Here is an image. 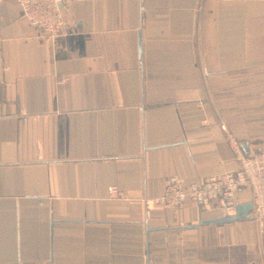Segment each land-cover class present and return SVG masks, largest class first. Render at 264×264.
<instances>
[{
	"label": "crops",
	"instance_id": "0c3cea01",
	"mask_svg": "<svg viewBox=\"0 0 264 264\" xmlns=\"http://www.w3.org/2000/svg\"><path fill=\"white\" fill-rule=\"evenodd\" d=\"M67 23L0 5V264H264V221L157 202L264 153V0H69Z\"/></svg>",
	"mask_w": 264,
	"mask_h": 264
},
{
	"label": "built area",
	"instance_id": "2783aa9c",
	"mask_svg": "<svg viewBox=\"0 0 264 264\" xmlns=\"http://www.w3.org/2000/svg\"><path fill=\"white\" fill-rule=\"evenodd\" d=\"M9 0H0V5ZM19 8L22 18L36 28L42 37H55L63 34L67 23L69 0H12ZM238 153V168L234 172L186 184L180 179L164 180L157 202L163 209H180L192 204L200 213H218L221 218L235 215L241 204L244 192L251 195L250 217L258 222L264 221V153L240 154L239 148L232 145ZM111 199L121 195L115 187L108 188Z\"/></svg>",
	"mask_w": 264,
	"mask_h": 264
},
{
	"label": "water",
	"instance_id": "95a60500",
	"mask_svg": "<svg viewBox=\"0 0 264 264\" xmlns=\"http://www.w3.org/2000/svg\"><path fill=\"white\" fill-rule=\"evenodd\" d=\"M252 209V204L249 203H244V204H239L236 209H235V215L232 217L228 218H220L218 220H213V221H205L202 222V225H223V224H231V223H236L241 220L247 219L249 217V213L251 212Z\"/></svg>",
	"mask_w": 264,
	"mask_h": 264
},
{
	"label": "rangeland",
	"instance_id": "374dc122",
	"mask_svg": "<svg viewBox=\"0 0 264 264\" xmlns=\"http://www.w3.org/2000/svg\"><path fill=\"white\" fill-rule=\"evenodd\" d=\"M250 203H251V202H250ZM249 215H250V213H249ZM248 218H251V217L249 216Z\"/></svg>",
	"mask_w": 264,
	"mask_h": 264
}]
</instances>
